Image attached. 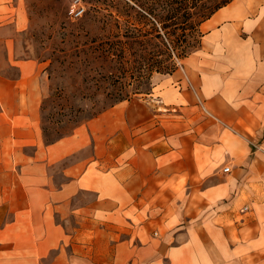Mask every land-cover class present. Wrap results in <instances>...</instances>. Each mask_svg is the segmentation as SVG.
Masks as SVG:
<instances>
[{"label":"crops","instance_id":"0c3cea01","mask_svg":"<svg viewBox=\"0 0 264 264\" xmlns=\"http://www.w3.org/2000/svg\"><path fill=\"white\" fill-rule=\"evenodd\" d=\"M9 23L28 29L24 0L0 1V29ZM202 30L183 59L188 81L159 90L160 120L110 125L107 113L133 98L51 143L41 62L14 60L17 108L2 98L0 124L10 119L21 155L17 173L0 156V264H264V0H232ZM85 150L60 178L49 171Z\"/></svg>","mask_w":264,"mask_h":264},{"label":"rangeland","instance_id":"374dc122","mask_svg":"<svg viewBox=\"0 0 264 264\" xmlns=\"http://www.w3.org/2000/svg\"><path fill=\"white\" fill-rule=\"evenodd\" d=\"M82 2L85 11L82 16L74 18L71 13L72 0H24L30 14L28 29L22 33L21 31L16 32L13 23H9L0 29V115L1 111L6 109L1 102L2 98H5L8 106L10 105L9 108H17V101L8 96L11 91L20 89L13 84L15 81L12 78L19 75L18 67L13 64L14 60L21 59V55H28L41 62L43 70L40 71L42 95L39 122L45 142L52 139L57 140L73 133L76 120L70 119L76 117L84 120L83 118L94 110L91 106L94 91L86 85L87 72H84V65L76 62L79 56L76 55L74 43L70 41L72 33L79 30L84 33L81 27L77 26V23L82 22L83 26L89 28L85 18L91 4L85 0ZM12 3L21 8V0H12ZM94 15L97 16V13ZM99 17L100 13H98ZM92 31L99 32L97 25L92 28ZM8 36H14V41L7 40L8 49H6L5 38ZM190 61L191 59L182 61V65L179 66L174 77L169 76V74L154 72L152 77L153 93H149L150 95L144 92L136 94L133 100L123 102L120 105L123 107L120 112L115 111L117 108L111 109L107 113L109 114L107 122L111 125L115 120L125 119V124H127L129 118L135 117V115H138L139 118L151 116L153 119L160 120L167 108V105H164L162 101L160 88L175 84L181 79L188 81L187 73L193 66ZM3 80H9L12 83L6 84ZM180 110V107L176 106L173 109V114H178L177 111ZM85 123L87 121L81 124ZM1 126L2 124H0V136L3 135L5 144L0 143V156L9 158L11 171L17 173L19 164L16 159L21 155V145L16 139L17 135L12 133L13 125L10 119L8 121L6 118L4 127ZM3 150L5 151L3 152ZM24 150L32 153L34 147L28 146ZM89 150L55 162L48 166V169L53 172L55 177L60 178L63 166L68 162L75 161L83 153L88 154ZM58 182H61L60 179ZM10 183L12 184V179ZM79 196L91 201L94 199L92 193L80 194ZM78 200L82 199L78 198ZM75 203L71 202L70 204Z\"/></svg>","mask_w":264,"mask_h":264},{"label":"trees","instance_id":"16d2710c","mask_svg":"<svg viewBox=\"0 0 264 264\" xmlns=\"http://www.w3.org/2000/svg\"><path fill=\"white\" fill-rule=\"evenodd\" d=\"M85 1L91 4L89 28L77 23L84 33H72L70 41L94 91V110L84 120L70 119L76 120L73 129L136 94L151 93L154 72L179 68L201 46L203 22L232 0ZM96 25L99 32L92 31Z\"/></svg>","mask_w":264,"mask_h":264},{"label":"built area","instance_id":"2783aa9c","mask_svg":"<svg viewBox=\"0 0 264 264\" xmlns=\"http://www.w3.org/2000/svg\"><path fill=\"white\" fill-rule=\"evenodd\" d=\"M84 11H85V6L83 5L82 0H72L71 13L74 18H78L79 16H82ZM225 170L229 171L230 167L226 166Z\"/></svg>","mask_w":264,"mask_h":264}]
</instances>
